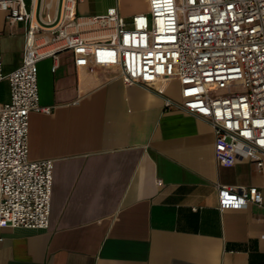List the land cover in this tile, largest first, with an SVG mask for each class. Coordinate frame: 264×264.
I'll list each match as a JSON object with an SVG mask.
<instances>
[{"label": "crops", "instance_id": "1", "mask_svg": "<svg viewBox=\"0 0 264 264\" xmlns=\"http://www.w3.org/2000/svg\"><path fill=\"white\" fill-rule=\"evenodd\" d=\"M59 2L27 0L38 23L57 19ZM112 6L82 0L78 13ZM25 28L0 11L1 38L20 39L5 73L21 64ZM38 85L51 111L30 113L29 158L54 160L50 225L0 228V264H264V208L222 210L217 188L264 193V166L218 163L212 126L166 105L181 102L179 81L127 85L119 68L78 66L65 50L38 63Z\"/></svg>", "mask_w": 264, "mask_h": 264}, {"label": "built area", "instance_id": "2", "mask_svg": "<svg viewBox=\"0 0 264 264\" xmlns=\"http://www.w3.org/2000/svg\"><path fill=\"white\" fill-rule=\"evenodd\" d=\"M80 1L60 0L59 17L38 23L27 0H0L6 21L26 27L21 64L9 73L0 33V82L10 87L0 103V228L50 225L54 160L29 158L30 113L51 111L40 103L38 63L65 50L78 66L119 68L127 85L179 81L181 102L166 105L212 126L218 163L264 166V0H147L129 19L118 6L82 16ZM217 188L222 210L264 208L257 186Z\"/></svg>", "mask_w": 264, "mask_h": 264}, {"label": "rangeland", "instance_id": "3", "mask_svg": "<svg viewBox=\"0 0 264 264\" xmlns=\"http://www.w3.org/2000/svg\"><path fill=\"white\" fill-rule=\"evenodd\" d=\"M105 1L107 4L111 0H98V3H102ZM115 4L118 5L121 13L127 12L129 10L144 9L147 6L144 0H115ZM19 41L20 39L18 38L14 39V38L9 37L7 35V32L5 33V35L2 36L3 61L5 63V66L11 65L14 62L16 55L13 49H14L15 43L19 44L20 43ZM6 83H7V80H5V82H0V98L3 96V93L6 90ZM232 86L235 87V84ZM234 89L239 90V91H244L243 85H239Z\"/></svg>", "mask_w": 264, "mask_h": 264}]
</instances>
